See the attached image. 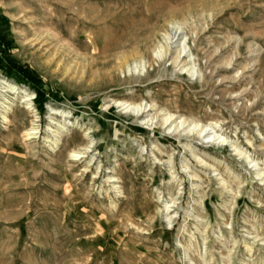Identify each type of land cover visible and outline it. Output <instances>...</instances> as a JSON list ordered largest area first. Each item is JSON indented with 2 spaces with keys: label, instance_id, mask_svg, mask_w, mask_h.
Instances as JSON below:
<instances>
[{
  "label": "rangeland",
  "instance_id": "obj_1",
  "mask_svg": "<svg viewBox=\"0 0 264 264\" xmlns=\"http://www.w3.org/2000/svg\"><path fill=\"white\" fill-rule=\"evenodd\" d=\"M2 56L0 264H264V0H0Z\"/></svg>",
  "mask_w": 264,
  "mask_h": 264
},
{
  "label": "trees",
  "instance_id": "obj_2",
  "mask_svg": "<svg viewBox=\"0 0 264 264\" xmlns=\"http://www.w3.org/2000/svg\"><path fill=\"white\" fill-rule=\"evenodd\" d=\"M6 62L7 66H3V64ZM0 67H4V69H7V73H11L13 71H17L19 75L30 82L33 85H37L41 82V80L37 77V75L31 71L27 66H23L20 63L16 62L13 59L5 58V56L0 57ZM37 103H39L40 109L43 107V103L45 102L43 99V96L40 92H38L36 97Z\"/></svg>",
  "mask_w": 264,
  "mask_h": 264
},
{
  "label": "bare ground",
  "instance_id": "obj_3",
  "mask_svg": "<svg viewBox=\"0 0 264 264\" xmlns=\"http://www.w3.org/2000/svg\"><path fill=\"white\" fill-rule=\"evenodd\" d=\"M141 43H145V42H141ZM179 58H177L176 60H175V62L178 60ZM18 89H17V87H15V86H13V87H11V89H10V91H12V92H16ZM29 102V108H32L33 107V105H32V101H33V97H31V98H26V102ZM24 102V101H23ZM127 104L125 103V104H123V105H121V106H126ZM131 105H129L128 107H126L124 110H126V109H128L129 107H130ZM151 110V109H150ZM150 110H147V108H144L143 109V107L142 106H137V109H136V113L138 114V115H144L145 113H147V111L149 112ZM172 118H174L173 116L172 117H170L169 119H167V120H165L164 121V126L165 125H167L171 120H172ZM175 120V119H174ZM173 121V120H172ZM173 122H175V121H173ZM173 122L171 123V124H173ZM170 124V125H171ZM206 129V128H205ZM203 133V132H202ZM200 134V133H199Z\"/></svg>",
  "mask_w": 264,
  "mask_h": 264
}]
</instances>
